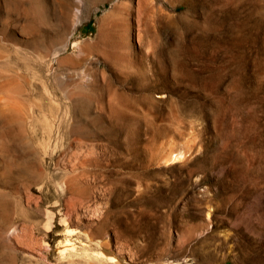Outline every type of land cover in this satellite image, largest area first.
I'll return each mask as SVG.
<instances>
[{
    "label": "rangeland",
    "instance_id": "374dc122",
    "mask_svg": "<svg viewBox=\"0 0 264 264\" xmlns=\"http://www.w3.org/2000/svg\"><path fill=\"white\" fill-rule=\"evenodd\" d=\"M246 193L264 0H0V264H262Z\"/></svg>",
    "mask_w": 264,
    "mask_h": 264
},
{
    "label": "bare ground",
    "instance_id": "6f19581e",
    "mask_svg": "<svg viewBox=\"0 0 264 264\" xmlns=\"http://www.w3.org/2000/svg\"><path fill=\"white\" fill-rule=\"evenodd\" d=\"M152 152V156H153V158H154V160H156V161H158V160H160V159H164V162H167V161H173V160H176V159H178V158H180V156H181V154H183L181 151H172V150H170V152H169V154L168 153H161L160 151H151ZM155 161V162H156ZM253 195V193H246V194H244L242 197H241V200H240V213H241V216L239 215V220H244L246 223H247V225L249 224V223H251L250 222V220H255L254 222H253V228H254V230L252 231V234H254L255 233V230H258V231H262L261 232V236H262V238H260V239H262L261 241H258V242H256V243H258L257 244V248H256V256H258V257H264V206L262 205L260 208H256V209H254V208H252V207H250V209H248V208H242V207H244V205H246V204H248L249 202H250V198H251V196ZM260 195V194H259ZM169 196V195H168ZM211 198H212V200L213 199H215V196H211ZM211 198H210V196H207V197H204V196H202V198L200 199V202L201 201H203V202H208V201H211ZM259 198H261V197H256L255 196V199L256 200H258ZM254 199V198H253ZM159 201H161L160 199H156V203L158 204L159 203ZM250 205V204H249ZM233 206V205H232ZM234 207V206H233ZM235 208V207H234ZM230 210V209H229ZM233 210V209H232ZM248 210V211H247ZM234 211V210H233ZM232 211V212H233ZM247 211V212H246ZM226 212H228V210L226 211ZM238 213V212H237ZM237 213H235V215L237 214ZM238 218V217H237ZM247 220H249V222L247 221ZM240 223H242V222H239L238 223V225H237V228L239 227V225H240ZM127 224V223H126ZM242 225V224H241ZM247 225H245V226H247ZM249 226V225H248ZM252 226H250V227H252ZM195 227V226H194ZM249 227V228H250ZM213 228V227H212ZM98 229H99V226H98ZM191 230H192V228H190ZM213 230L214 229H210L208 232H207V235H205L204 237H203V239L202 240H206V239H208L209 237H216V235H214V233H213ZM95 231V230H94ZM99 231V230H98ZM97 231V232H98ZM239 231H241V230H239ZM188 232V231H187ZM190 232V231H189ZM95 233V232H94ZM243 233V232H242ZM100 234V233H99ZM251 234V233H250ZM256 234V233H255ZM96 235V234H95ZM97 235H98V233H97ZM227 237V236H226ZM243 237H244V235H243ZM248 237H249V235H248ZM260 237V236H259ZM255 238V237H254ZM251 239L253 240V237H252V235H251ZM251 239H250V241H251ZM224 240V239H223ZM259 240V239H258ZM207 241V240H206ZM205 241V242H206ZM222 241V240H221ZM254 241H255V239H254ZM257 241V240H256ZM198 242V241H197ZM208 242V241H207ZM201 243V242H200ZM252 243V242H251ZM218 245H219V242H218ZM256 245V244H255ZM66 246H68L70 249H73L74 247V244L73 243H68ZM67 247V248H68ZM63 248V247H62ZM196 248V247H195ZM248 248V247H247ZM253 248H254V244H253ZM251 249V248H250ZM62 250H64V248L62 249ZM67 250V249H66ZM254 250V249H253ZM206 251V250H205ZM182 252V251H181ZM193 252V251H192ZM95 253L99 256V257H96V258H98V259H105V260H113V259H116V258H118L116 255H115V253L114 252H112V249L110 248V246H109V244L108 243H99V245H98V249L95 251ZM204 253V252H203ZM212 254V253H211ZM211 254H209V253H205L204 255H207L208 257H201V260H202V262H204V263H208L211 259H212V257L210 256ZM247 255V254H246ZM253 255V254H252ZM254 255H255V253H254ZM210 256V257H209ZM123 260H124V258L123 257H121ZM246 258V257H245ZM261 260V259H260ZM105 264H106V262H105ZM262 264H264V261L262 262Z\"/></svg>",
    "mask_w": 264,
    "mask_h": 264
}]
</instances>
